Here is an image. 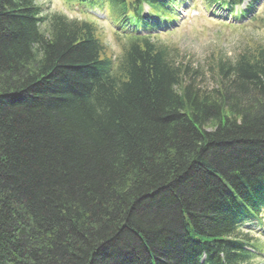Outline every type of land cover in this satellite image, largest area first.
Wrapping results in <instances>:
<instances>
[{
	"label": "trees",
	"instance_id": "1",
	"mask_svg": "<svg viewBox=\"0 0 264 264\" xmlns=\"http://www.w3.org/2000/svg\"><path fill=\"white\" fill-rule=\"evenodd\" d=\"M111 1L145 30L179 6ZM97 33L0 0V264L248 263L259 246L238 228L264 210V49L208 60L206 81L139 37L113 66Z\"/></svg>",
	"mask_w": 264,
	"mask_h": 264
},
{
	"label": "rangeland",
	"instance_id": "2",
	"mask_svg": "<svg viewBox=\"0 0 264 264\" xmlns=\"http://www.w3.org/2000/svg\"><path fill=\"white\" fill-rule=\"evenodd\" d=\"M191 2L192 0H186L182 4V8L179 11L180 18L176 21V24L169 28L170 32L160 35V39H162L161 41H165L166 45H174V47L181 51L180 54L175 53V58L183 63L187 59V61L194 64L192 65L193 70L201 71V65H207L208 60L216 58V49L221 50V48L225 47V51L231 54V52L243 47L244 40H249L250 43L257 41V43L264 44V30L262 29L264 25L261 22H253L247 28L238 29L231 25L240 24L243 20L240 22L239 20H234L233 17L229 22L221 20L220 15H218L219 11L215 12L216 8H212L208 13H205L203 7L198 10L196 8L195 11L191 10V12H187V8L192 6ZM41 3L45 5L46 11L49 13L55 11L64 12L66 15L75 19L85 20L87 18L85 11H77L74 6L69 9V6L66 5L69 4L67 0H41ZM214 12L215 16H218L216 17L217 21H225V23L217 24L211 20ZM258 12H264V6L262 4ZM107 15L109 17L111 16L109 13ZM99 25H102L98 28L106 43L107 51L114 54L119 53L121 51V42L113 34V25H110V21H108V24L102 23ZM200 62L201 65H197ZM210 74V72L207 74L208 78ZM251 229L245 228L243 231L248 232ZM263 231L264 226L256 227L252 230L251 236L256 237L260 233L262 234ZM260 250H262V247H260ZM253 263L264 264V257L262 261L258 260L256 263L255 261Z\"/></svg>",
	"mask_w": 264,
	"mask_h": 264
}]
</instances>
